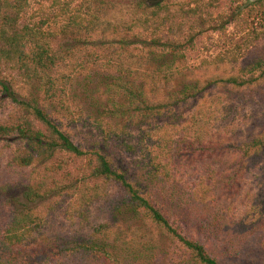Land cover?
<instances>
[{"label": "trees", "instance_id": "16d2710c", "mask_svg": "<svg viewBox=\"0 0 264 264\" xmlns=\"http://www.w3.org/2000/svg\"><path fill=\"white\" fill-rule=\"evenodd\" d=\"M240 1L247 6L241 13H232L230 22L242 26L251 19L261 22L264 31V0ZM202 2L197 0L195 8L182 5L174 9L169 0H0V94L20 110L14 121L0 123V139L25 148L21 156L12 157V163L17 168H28L37 161H47L56 152L84 160L83 179L59 187L72 191L71 210L84 221L78 223L74 236L46 245L52 250L50 255L64 260L76 257L79 264H166L159 241L167 237L183 251L184 264H264V200L260 205L254 203L256 215L247 219L245 213L238 224L244 232L248 223L258 228L252 227L253 233L239 235L236 241L228 238L224 245L216 239L228 237L225 218L211 210L218 203L215 196L238 191L247 160L257 153L264 154V130L236 145L207 142L212 127L220 125L230 131L240 128L242 122L238 121L247 117L243 114L246 103L225 102L219 110V125L216 119L211 123L198 114V105L214 92L235 94L264 82V50L237 75L209 79L203 84L188 79L186 74L178 76L186 67L185 53L193 44L195 29L208 24L203 15H209L204 6L210 4ZM118 5L133 6L140 15L123 26L106 21L103 12ZM57 22L56 32H44ZM97 34L100 36L95 38ZM57 35L58 44H52L50 40ZM258 38L256 35L253 39ZM89 46L93 52L86 54ZM131 51L136 52L135 69L124 67V55ZM78 59L102 63L95 67L93 76L87 74L80 81L81 87L65 75ZM236 61L233 54L223 52L212 63L218 67ZM3 75L15 76L24 85L35 84L41 91L40 100L18 99L13 82L5 81ZM73 78L78 79L76 75ZM74 89L87 101L83 119L94 120L97 135L130 159L131 167L111 159L110 153L96 146L75 144L60 129L52 115L76 117L71 111L76 101L70 99ZM99 93L110 95L103 98ZM148 93L160 95L161 100L151 102ZM185 112H191V116L179 135L178 152L182 153L172 154L174 140L167 138L162 123L181 121ZM77 117H83L81 112ZM218 155L235 156L234 168L216 175L219 164L211 158ZM197 156L203 158L199 165L190 160ZM60 170L58 165L55 171ZM154 184L159 193H154ZM168 184L171 188L166 190ZM50 191L31 192L26 197L35 202ZM99 202L108 204L111 221L97 227L88 224L86 228L85 214ZM198 207L205 208L198 211ZM204 209L206 216L202 215ZM127 222L146 224L157 236L136 243H128L123 234L114 237L115 229ZM14 227L3 236L6 252L0 256V264H34L12 254L16 248L30 245L29 239L38 231L24 223Z\"/></svg>", "mask_w": 264, "mask_h": 264}, {"label": "rangeland", "instance_id": "374dc122", "mask_svg": "<svg viewBox=\"0 0 264 264\" xmlns=\"http://www.w3.org/2000/svg\"><path fill=\"white\" fill-rule=\"evenodd\" d=\"M172 3L174 9L184 5L191 8H195V2L197 0H169ZM202 4H210L209 7H205L208 16H204L208 24L203 29H195L197 32L194 36L193 44L186 51L185 68L180 70L178 76L186 74L188 79L198 81L203 84L209 79L224 78L229 75L239 74V69L248 64L255 54H258L260 50H264V31L262 29V23L247 20L245 25L240 23H231L232 13L239 11L241 13L247 4L240 0H203ZM73 4H76L75 2ZM188 4V5H187ZM132 6L118 5L115 9L108 10L107 13L103 12V18L112 23L128 24L132 19H136L140 13ZM102 13V12H101ZM100 15V13H98ZM60 22V21H59ZM243 27L244 31H239V28ZM59 29V23L52 24L44 32H56ZM259 36L258 39H253L255 36ZM97 34L95 38L99 37ZM60 37L58 35L50 40L52 44H58ZM93 52V48L89 46V51L86 54ZM229 52L233 54L238 61L226 62L218 67L213 65V58L220 53ZM136 52H127L124 56L126 60L124 67L135 69L137 67ZM115 55H113L114 57ZM78 59L73 62L72 66H69L65 70V75L69 76L75 86L81 87L80 81L87 77V74L93 76L96 72L95 67L102 64L101 62L90 63L87 61H81ZM86 60V59H85ZM205 62V63H204ZM68 63V62H66ZM70 63V62H69ZM103 66V65H102ZM77 76V80L74 77ZM5 76V81L13 82V91L16 92L18 99L30 100L32 98H41V91L35 84L24 85L16 77ZM11 79V80H10ZM68 81V80H67ZM66 81V82H67ZM74 86V85H73ZM160 94L162 91L159 92ZM99 95L103 98L110 95ZM151 102L161 100L160 95L156 93L147 94ZM76 101L75 105H71V111L76 117H64L61 115L53 114L55 120L59 122L60 129L68 134L75 144H80L85 148H91L96 146V149L110 153L111 159L115 161H121L125 164H130L131 161L124 154L115 147V145L105 144L102 141V137H99L96 133V123L94 120H84L87 115L85 111V102H87L81 93L77 89L70 91V99ZM245 101L246 108L243 114L247 115L245 121L243 119L238 122H242L238 129L221 128L220 121L222 115H220L221 106L226 104L225 102L232 101ZM200 116H204L206 120L214 123L215 119L218 128L213 127L210 129L209 136H207V142H224L239 144L244 142L247 137L256 136L262 130H264V82L258 86L251 87L249 89L235 92V94H224V92H214L211 96L204 99L199 105ZM79 112H81L82 118H78ZM20 113L19 107L11 103L10 100L0 94V123H9L14 121L15 117ZM181 121H171L169 123H162L168 131L167 138H173L172 154L178 152L180 149V139L182 128H187V118L191 116V112H185L182 114ZM241 115V114H240ZM84 118V119H83ZM240 120V119H238ZM136 122V121H135ZM134 122V123H135ZM188 135V134H187ZM191 141L195 142L191 139ZM24 146L16 142H5L0 139V256L2 252H6L3 247V236L7 235V232L12 228H15L17 224H26L31 229H35L38 232L33 233V237L29 239L30 245L24 249L16 248L13 251L12 256L16 258L24 259L25 261H33L34 264H79L76 257H70L63 259L56 255H50L52 250L46 245L55 243V241L66 240L74 236L78 228V223L84 220L79 216L78 212L71 210V204L73 201L72 191L59 188L62 186L69 187L70 184L81 181L83 179V158L75 159L69 157L68 154L56 152L47 161L40 163L36 162L28 168H17L12 163L13 156H21L24 153ZM219 157L211 158L216 165L215 174L227 172L234 168L237 159L235 156L230 158L218 155ZM201 157L197 156L190 159L198 165L202 163ZM208 159H204L207 162ZM130 162V163H129ZM190 163V161H187ZM58 165H61L60 171H55ZM130 166V165H129ZM131 167V166H130ZM133 169V168H129ZM135 173L138 169L133 170ZM54 172V173H53ZM175 185L180 186V183L175 182ZM155 191L159 193L155 185ZM170 184L166 185V190L170 189ZM30 190V191H29ZM43 190H53L47 197L43 199H37L35 202H31L26 194L31 192L41 193ZM62 190V191H61ZM61 191V192H60ZM218 201L217 206L212 207V211L220 213L225 218V230L228 232V237L221 235L216 240L220 242V245H224V241L230 238L232 241L237 236L243 237L244 234L250 232L253 233L257 227L253 223H248L250 226H246V231L240 230L238 226L240 220L244 218L250 219V216L256 215L258 208L255 204L260 205L264 200V154L257 153L252 155L246 164L244 170L243 181L239 186L238 191L235 194H225L223 196H215ZM222 206L224 207L223 213ZM227 207V208H226ZM202 208L198 207L196 210L201 211ZM226 208V209H225ZM202 215H208L206 209L202 211ZM86 222L83 223L87 228L88 224L91 227H97L99 224L108 223L111 221V216L108 210V204L99 202L93 208L85 214ZM263 219V218H262ZM32 220V224L29 223ZM35 225L38 227L36 228ZM252 225V226H251ZM35 227V228H33ZM258 228V227H257ZM116 232V233H115ZM6 233V234H5ZM262 233V232H261ZM128 241L136 243V241L146 242L151 237H156L157 232L151 230L146 224L134 225L129 222L125 225H119L118 229L114 231V237L122 235ZM69 235V236H68ZM122 238V236H121ZM161 239V238H158ZM236 241V240H235ZM160 246L165 253L166 264H184V253L179 250L172 241L165 237L161 239ZM236 243V242H235ZM130 246V245H129ZM225 264H229L227 261H223ZM86 264H105L88 262Z\"/></svg>", "mask_w": 264, "mask_h": 264}]
</instances>
